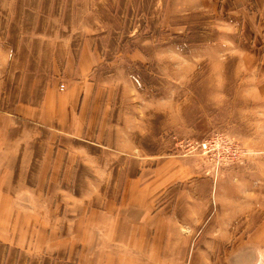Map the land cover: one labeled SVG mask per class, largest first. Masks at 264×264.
Wrapping results in <instances>:
<instances>
[{
	"label": "crops",
	"instance_id": "0c3cea01",
	"mask_svg": "<svg viewBox=\"0 0 264 264\" xmlns=\"http://www.w3.org/2000/svg\"><path fill=\"white\" fill-rule=\"evenodd\" d=\"M255 1L251 19L264 30V0ZM209 3L200 0L195 6ZM248 14L243 13L249 20ZM245 27L241 35L250 38L242 49L259 52L261 59L246 64L247 75L249 70L264 71V40L252 26ZM27 35L21 42L17 38L13 48L34 58L38 45H30ZM71 36L59 43L48 39L54 55L43 65L9 63L8 56L0 63V196L21 200L30 192L32 210L38 212L31 220L0 218V264H264V153L250 160L256 172H227L235 185L227 217L218 216L225 207L217 205L214 190V218L205 224L199 213L193 215L191 199L156 205L168 184L163 186L162 179L153 178L157 173L146 164L138 167L137 158L127 154L137 147L134 141L129 150L115 143L116 125L100 119L104 92L92 77L99 49L73 46ZM2 37L0 52H8ZM260 95L263 99L264 91ZM240 98L239 126L251 127V111L258 116L256 129L264 132V107L258 98L251 100L258 105L251 108ZM147 157L153 158L142 160ZM46 198L49 208L43 205ZM9 200L6 209L5 201L1 203L5 212L14 209ZM41 212L50 214L41 219ZM139 223L142 231L137 230ZM89 228L97 231L91 241L99 246L84 236L83 229ZM246 228L253 230L242 233ZM42 243L49 246L36 247Z\"/></svg>",
	"mask_w": 264,
	"mask_h": 264
},
{
	"label": "rangeland",
	"instance_id": "374dc122",
	"mask_svg": "<svg viewBox=\"0 0 264 264\" xmlns=\"http://www.w3.org/2000/svg\"><path fill=\"white\" fill-rule=\"evenodd\" d=\"M199 1L0 0V34L3 43L10 46L8 52H0V63L8 56L9 63L43 65L54 55L49 50L52 46L46 45L48 39L59 43L67 34H72L73 46H96L99 60L92 77L104 92L100 119L116 125L113 135L121 148L128 149L134 141L137 147L125 151L137 158L138 167L146 164L149 171L157 173L153 178L162 179L163 186L168 184L155 204L191 199L196 205L193 215L199 213L205 224L214 218L213 190L220 199L217 205L225 207L218 216L224 218L231 212L227 206L234 199L235 185L227 172H256L257 165L250 160L264 153V132L257 130L255 123L258 116L249 111L251 127L242 129L236 111L238 102L243 101H237L239 96L250 108L258 106L251 101L257 98L264 107L260 97L264 71L244 73L246 64L257 61L260 55L242 49L250 37L241 35L245 26H252L264 40V30L258 20L251 19L255 0H208L205 8L195 6ZM244 12H249V20ZM27 34H31L30 45H38L34 58L28 51L15 52L13 48L18 46L16 39L21 42ZM243 108L247 116L248 108L245 104ZM211 139L218 144L203 153L196 142ZM224 145L235 151L229 159H225L227 152L218 154L217 148ZM146 155L153 158L142 160ZM26 196L21 200L0 196V218L37 219L38 212L32 210L33 195L28 192ZM8 200L14 209L5 212ZM48 202L46 198L43 205L49 208ZM49 214L41 212V219ZM137 230L142 231V225ZM83 231L95 247L91 240L97 238V231ZM43 232L44 228L39 233L41 240ZM41 245L49 246L42 243L36 247Z\"/></svg>",
	"mask_w": 264,
	"mask_h": 264
},
{
	"label": "built area",
	"instance_id": "2783aa9c",
	"mask_svg": "<svg viewBox=\"0 0 264 264\" xmlns=\"http://www.w3.org/2000/svg\"><path fill=\"white\" fill-rule=\"evenodd\" d=\"M61 88H63L62 85H61ZM196 144H197V147L200 148L203 153H207V151L214 149L215 145H217L218 143H217V140L215 141L214 139L213 140L211 139V140H202L201 142H196ZM217 151H218V154L220 153L224 154V152L229 153V156L225 158V159H229L231 157L232 151L234 150H232V148L230 147L225 146V147L217 148Z\"/></svg>",
	"mask_w": 264,
	"mask_h": 264
}]
</instances>
